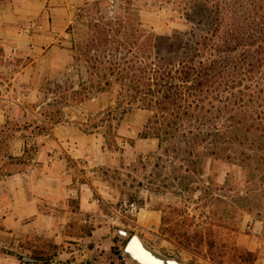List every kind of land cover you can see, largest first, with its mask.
I'll use <instances>...</instances> for the list:
<instances>
[{"label": "rangeland", "instance_id": "obj_1", "mask_svg": "<svg viewBox=\"0 0 264 264\" xmlns=\"http://www.w3.org/2000/svg\"><path fill=\"white\" fill-rule=\"evenodd\" d=\"M13 1V16L0 20L3 101L44 104L38 112L49 122L64 121L69 111L78 108L81 123L98 129L107 153V165L97 169L109 189L101 193L104 198L99 197L94 211L99 216L79 231L86 238L81 263L133 264L123 255L128 238L121 229L186 264H254L264 257L263 154L253 155L243 165L167 151L169 143L161 147L153 135L145 137L150 111L133 108L124 113L110 88L97 95L89 85L97 72L89 60L117 59L121 70L133 60V71L139 74L145 28L163 35L183 32L187 26L178 13L192 0H178L187 4L182 8L180 3L163 0H82L66 6L64 0H8L2 4ZM111 11H117L115 19L106 20ZM134 30L136 37L128 39ZM106 35L109 41H100L88 52L92 39L105 40ZM83 82L89 88L82 89ZM114 87L116 91L127 88ZM183 233L194 244L196 236L201 237L200 247L182 244L178 235ZM90 235L100 244L96 251L89 250ZM44 243L52 252L60 250L54 242ZM25 262L37 264V259L17 248L0 247V264Z\"/></svg>", "mask_w": 264, "mask_h": 264}, {"label": "trees", "instance_id": "obj_2", "mask_svg": "<svg viewBox=\"0 0 264 264\" xmlns=\"http://www.w3.org/2000/svg\"><path fill=\"white\" fill-rule=\"evenodd\" d=\"M6 1L0 0V5ZM189 4L178 13L187 26L183 32L163 35L145 28L139 74L133 71V60L123 70L117 59L89 60L97 69L89 85L97 95L110 88L124 113L133 108L150 111L145 137L153 135L161 147L169 143L167 151L190 158L207 155L212 163L218 159L250 163L253 155H264V0ZM136 34L134 30L127 38ZM100 41H109L108 35L105 40L92 39L88 52ZM105 67L107 71H98ZM116 84L127 88L116 91ZM80 87L88 85L83 82ZM192 164H197L195 159ZM178 236L190 248H199L202 242L199 236L195 244L186 233ZM44 242L31 254L37 264L51 263L58 255Z\"/></svg>", "mask_w": 264, "mask_h": 264}, {"label": "crops", "instance_id": "obj_3", "mask_svg": "<svg viewBox=\"0 0 264 264\" xmlns=\"http://www.w3.org/2000/svg\"><path fill=\"white\" fill-rule=\"evenodd\" d=\"M77 1L82 0L63 4ZM14 4L0 5V20L13 16ZM3 100L0 96V247L32 254L52 241L59 256L48 264H82L86 238L79 231L99 216L94 212L99 197L109 189L97 169L107 165L101 134L84 127L78 108L52 124L38 112L44 104ZM88 238L89 250L96 251L100 244ZM255 264H264V257Z\"/></svg>", "mask_w": 264, "mask_h": 264}, {"label": "water", "instance_id": "obj_4", "mask_svg": "<svg viewBox=\"0 0 264 264\" xmlns=\"http://www.w3.org/2000/svg\"><path fill=\"white\" fill-rule=\"evenodd\" d=\"M120 233L129 238L123 250V255L133 264H186L177 258L160 254L138 234L131 235L123 229L120 230Z\"/></svg>", "mask_w": 264, "mask_h": 264}, {"label": "clouds", "instance_id": "obj_5", "mask_svg": "<svg viewBox=\"0 0 264 264\" xmlns=\"http://www.w3.org/2000/svg\"><path fill=\"white\" fill-rule=\"evenodd\" d=\"M116 15H117V11H111V14L106 16L105 19L106 20H114Z\"/></svg>", "mask_w": 264, "mask_h": 264}]
</instances>
